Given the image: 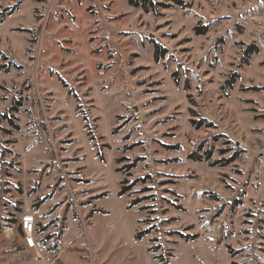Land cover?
Returning a JSON list of instances; mask_svg holds the SVG:
<instances>
[{"label": "rangeland", "instance_id": "374dc122", "mask_svg": "<svg viewBox=\"0 0 264 264\" xmlns=\"http://www.w3.org/2000/svg\"><path fill=\"white\" fill-rule=\"evenodd\" d=\"M151 2L0 0V264H264V0Z\"/></svg>", "mask_w": 264, "mask_h": 264}, {"label": "trees", "instance_id": "16d2710c", "mask_svg": "<svg viewBox=\"0 0 264 264\" xmlns=\"http://www.w3.org/2000/svg\"><path fill=\"white\" fill-rule=\"evenodd\" d=\"M127 2H128V4L130 5V6H132V7H140V8H142L144 11H148L149 10V8L150 7H152V9L155 11L156 10V4L155 3H152L151 2V0H127ZM181 5H182V3H180ZM196 33L197 34H199V35H202V34H204L205 33V29L204 28H202V29H196ZM257 48L256 47H249L248 49H247V51H246V57H250L251 55H253L254 53H256L257 52ZM165 49H163V48H161L160 47V45L159 44H156L155 45V49H154V59H155V61L156 62H158V60L160 59V58H162L164 55H165ZM235 77H236V74H232L226 81H225V83L223 84V89H225V90H227V89H229V88H232L233 87V85H234V83L236 82L235 81ZM193 112V111H192ZM193 114V113H192ZM192 122V124L195 126V128H201V127H203V126H206L207 125V127L209 126V127H211L212 125L210 124V123H206V121L205 120H203V119H201V120H192L191 121ZM98 155V154H97ZM99 156V158H100V160L101 161H104L103 160V158L100 156V155H98ZM237 156H238V154L236 153L233 157H231V158H229V159H225V160H223L222 161V165L223 166H226L227 164H229L230 162H233L234 160H236V158H237ZM210 159V155H208L207 154V160H209ZM220 162V161H219ZM218 163V161L215 163V164H217ZM127 188H120L119 189V192H118V196H122V195H125L126 194V192H127ZM136 204H138L137 202L136 203H132V204H128L127 205V209H131V208H133V206H135ZM64 228V227H63ZM62 230L63 229H61V231H60V235H59V237H61L62 235H63V232H62ZM44 231H45V227L44 228H42V230L41 231H38V234L40 235V234H42V233H44ZM144 237V234H142V232L140 233H136L135 235H134V238H135V240H140V239H142ZM49 239V237H46L45 239H44V242H46L47 240ZM54 249H56V247H53ZM154 259H157L158 260V258L157 257H155ZM161 262H162V260H161Z\"/></svg>", "mask_w": 264, "mask_h": 264}, {"label": "built area", "instance_id": "2783aa9c", "mask_svg": "<svg viewBox=\"0 0 264 264\" xmlns=\"http://www.w3.org/2000/svg\"><path fill=\"white\" fill-rule=\"evenodd\" d=\"M19 225L22 232V240L26 249L33 253L34 258L39 264H45V257L41 252L42 249L38 247L34 216L32 214L22 215Z\"/></svg>", "mask_w": 264, "mask_h": 264}, {"label": "crops", "instance_id": "0c3cea01", "mask_svg": "<svg viewBox=\"0 0 264 264\" xmlns=\"http://www.w3.org/2000/svg\"><path fill=\"white\" fill-rule=\"evenodd\" d=\"M36 234H37V232H36ZM39 236L40 235H37V238H39ZM22 242H23V240H22ZM23 245H24V242H23ZM26 248V247H25ZM63 251V250H62ZM61 251V252H62ZM26 252V250H23V251H20V253H25ZM41 252H42V250H41ZM43 253V252H42ZM61 254L62 253H60V254H58V259L57 260H59V258H60V256H61ZM44 255V254H43ZM33 259L36 261V259L34 258V256H33ZM19 263L18 264H24L23 262H21V261H18ZM59 262H60V260H59ZM39 264V263H38Z\"/></svg>", "mask_w": 264, "mask_h": 264}, {"label": "water", "instance_id": "95a60500", "mask_svg": "<svg viewBox=\"0 0 264 264\" xmlns=\"http://www.w3.org/2000/svg\"><path fill=\"white\" fill-rule=\"evenodd\" d=\"M19 231H20V233H21V228L19 227Z\"/></svg>", "mask_w": 264, "mask_h": 264}]
</instances>
